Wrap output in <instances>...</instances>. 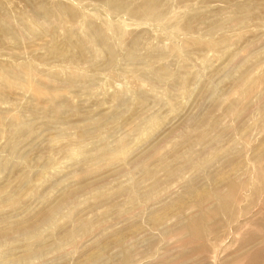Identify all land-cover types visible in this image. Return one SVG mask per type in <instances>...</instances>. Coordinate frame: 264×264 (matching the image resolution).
<instances>
[{
    "label": "rangeland",
    "instance_id": "obj_1",
    "mask_svg": "<svg viewBox=\"0 0 264 264\" xmlns=\"http://www.w3.org/2000/svg\"><path fill=\"white\" fill-rule=\"evenodd\" d=\"M263 153L264 0H0V264H264Z\"/></svg>",
    "mask_w": 264,
    "mask_h": 264
},
{
    "label": "bare ground",
    "instance_id": "obj_2",
    "mask_svg": "<svg viewBox=\"0 0 264 264\" xmlns=\"http://www.w3.org/2000/svg\"><path fill=\"white\" fill-rule=\"evenodd\" d=\"M263 155H264V153H263ZM260 168L261 167H259V169H258V171L260 170ZM264 167H262V169H263ZM262 169H261V172H262ZM260 172V171H259ZM264 175V174H263ZM245 184H246V182H245ZM249 185V184H248ZM211 198L212 199H215L216 198V196H211ZM221 202H222V200H221ZM263 208H264V200H263ZM208 213H211L212 214V210L210 209V207L209 208H207L206 210H204V211H200L199 213H198V215L195 217V218H192V219H190V220H188L187 221V223H183V224H181L180 226H176L177 228H175L176 230L177 229H184V230H186L185 232H191V233H193V234H195V233H197V234H201V233H203V229H205V225H204V222H205V217H206V214H208ZM179 218H182V216L181 217H179ZM184 218V217H183ZM189 218V217H188ZM185 219V218H184ZM183 219V220H184ZM182 219H180V221H181ZM182 220V221H183ZM186 222V221H185ZM204 234V233H203ZM250 244V241L248 240V241H245L244 242V244L243 245H245L246 247L248 246ZM148 245V244H147ZM151 246V245H150ZM243 250H244V248H242ZM124 249H122V251H123ZM142 250V249H141ZM107 257H108V255H107ZM111 259V258H110ZM122 260V259H121ZM124 260V259H123ZM125 261V260H124ZM126 262V261H125ZM104 263V261L102 262V264ZM88 264H93V263H88ZM107 264V263H106Z\"/></svg>",
    "mask_w": 264,
    "mask_h": 264
}]
</instances>
